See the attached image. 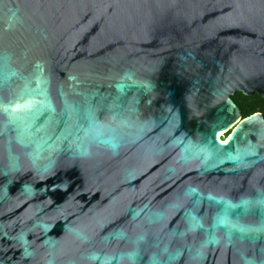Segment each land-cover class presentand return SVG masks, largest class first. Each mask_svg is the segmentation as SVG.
<instances>
[{
	"label": "water",
	"instance_id": "obj_1",
	"mask_svg": "<svg viewBox=\"0 0 264 264\" xmlns=\"http://www.w3.org/2000/svg\"><path fill=\"white\" fill-rule=\"evenodd\" d=\"M236 91L264 0H0V264H264Z\"/></svg>",
	"mask_w": 264,
	"mask_h": 264
},
{
	"label": "trees",
	"instance_id": "obj_2",
	"mask_svg": "<svg viewBox=\"0 0 264 264\" xmlns=\"http://www.w3.org/2000/svg\"><path fill=\"white\" fill-rule=\"evenodd\" d=\"M240 116L248 115L254 111H259L264 117V96L257 92L250 95L243 94L239 91L230 95Z\"/></svg>",
	"mask_w": 264,
	"mask_h": 264
},
{
	"label": "flooded vegetation",
	"instance_id": "obj_3",
	"mask_svg": "<svg viewBox=\"0 0 264 264\" xmlns=\"http://www.w3.org/2000/svg\"><path fill=\"white\" fill-rule=\"evenodd\" d=\"M261 116H262V118L264 119V117H263L262 114H261ZM225 135H226V132L224 131L223 134L221 135V138H222L223 136H225Z\"/></svg>",
	"mask_w": 264,
	"mask_h": 264
},
{
	"label": "bare ground",
	"instance_id": "obj_4",
	"mask_svg": "<svg viewBox=\"0 0 264 264\" xmlns=\"http://www.w3.org/2000/svg\"><path fill=\"white\" fill-rule=\"evenodd\" d=\"M222 130L217 131V135L220 137ZM221 138V137H220Z\"/></svg>",
	"mask_w": 264,
	"mask_h": 264
},
{
	"label": "rangeland",
	"instance_id": "obj_5",
	"mask_svg": "<svg viewBox=\"0 0 264 264\" xmlns=\"http://www.w3.org/2000/svg\"><path fill=\"white\" fill-rule=\"evenodd\" d=\"M222 134H223V132H221L220 137H221Z\"/></svg>",
	"mask_w": 264,
	"mask_h": 264
}]
</instances>
